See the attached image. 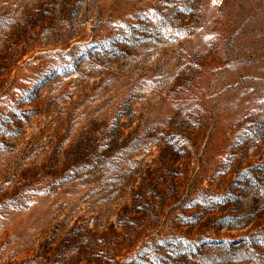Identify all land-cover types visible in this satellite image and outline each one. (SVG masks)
Wrapping results in <instances>:
<instances>
[{
    "label": "rangeland",
    "instance_id": "1",
    "mask_svg": "<svg viewBox=\"0 0 264 264\" xmlns=\"http://www.w3.org/2000/svg\"><path fill=\"white\" fill-rule=\"evenodd\" d=\"M0 264H264V0H0Z\"/></svg>",
    "mask_w": 264,
    "mask_h": 264
}]
</instances>
